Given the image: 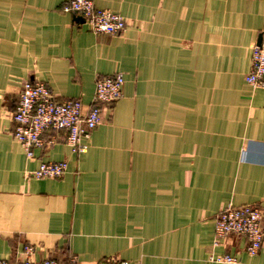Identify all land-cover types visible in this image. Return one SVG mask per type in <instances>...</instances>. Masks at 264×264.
<instances>
[{
    "label": "crops",
    "instance_id": "obj_1",
    "mask_svg": "<svg viewBox=\"0 0 264 264\" xmlns=\"http://www.w3.org/2000/svg\"><path fill=\"white\" fill-rule=\"evenodd\" d=\"M67 0H0V259L98 264H264L230 236L215 245L228 205L264 214V89L245 82L264 39V0H93L120 15L122 35L92 33ZM121 73L122 97L100 105L87 151L65 133L27 158L12 137L21 83L88 110L95 81ZM44 139L49 137L45 134ZM59 179L35 180L42 163Z\"/></svg>",
    "mask_w": 264,
    "mask_h": 264
},
{
    "label": "built area",
    "instance_id": "obj_2",
    "mask_svg": "<svg viewBox=\"0 0 264 264\" xmlns=\"http://www.w3.org/2000/svg\"><path fill=\"white\" fill-rule=\"evenodd\" d=\"M63 12L83 19L94 34L122 35L127 24L123 17L107 10L97 9L93 0H67ZM245 82L252 88L264 89V41L254 45L251 64L245 75ZM124 78L121 73L99 77L95 81L93 100L85 110L80 99L56 101L47 85L38 80L21 83L19 99L12 114L13 139L21 145L27 158H32L34 149L52 146L60 132L65 133V142L72 151L82 154L87 151L91 132L102 123L100 105H111L122 97ZM49 134L47 139L44 135ZM67 171L66 162L42 163L38 169L28 173L35 180L59 179ZM215 245H220L230 236L246 240L244 252L249 257L258 254L264 244V214L260 208L251 206L232 207L228 205L215 218ZM34 247L26 246L17 264H75V257L65 261L54 258L34 260ZM210 263L238 264L239 260L228 254L211 255ZM0 264H10L1 260ZM98 264H129L117 258L104 259Z\"/></svg>",
    "mask_w": 264,
    "mask_h": 264
},
{
    "label": "water",
    "instance_id": "obj_3",
    "mask_svg": "<svg viewBox=\"0 0 264 264\" xmlns=\"http://www.w3.org/2000/svg\"><path fill=\"white\" fill-rule=\"evenodd\" d=\"M76 19L77 20H81L82 22H84L83 19L81 17H79V16H76ZM263 41H264V39L262 38V36L259 37L257 45H260Z\"/></svg>",
    "mask_w": 264,
    "mask_h": 264
}]
</instances>
